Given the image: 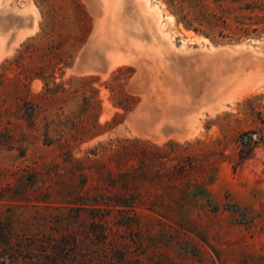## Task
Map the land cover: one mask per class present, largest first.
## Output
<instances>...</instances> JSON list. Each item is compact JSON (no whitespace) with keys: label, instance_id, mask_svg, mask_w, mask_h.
I'll return each mask as SVG.
<instances>
[{"label":"rangeland","instance_id":"rangeland-1","mask_svg":"<svg viewBox=\"0 0 264 264\" xmlns=\"http://www.w3.org/2000/svg\"><path fill=\"white\" fill-rule=\"evenodd\" d=\"M178 19L166 0H0V234L79 230L56 203L69 158L115 171L118 142L138 141L149 156L126 167L154 210L131 219L130 256L264 264V25Z\"/></svg>","mask_w":264,"mask_h":264},{"label":"trees","instance_id":"trees-1","mask_svg":"<svg viewBox=\"0 0 264 264\" xmlns=\"http://www.w3.org/2000/svg\"><path fill=\"white\" fill-rule=\"evenodd\" d=\"M166 4L173 14L179 16L178 22L185 28L191 29L196 24L209 34L228 29L234 35H245L253 27L252 32H255L264 25V3L261 0H166ZM140 144L143 143L128 141L126 145H120L118 142L115 153L111 155L115 171L105 164L99 169L85 168L82 160L69 158L68 179L63 187L69 189L70 194H58L57 201L60 202L56 203L58 210L73 211L71 218H83L80 229L69 228L40 237L26 233L14 236L12 222L3 224L0 234L2 264L6 261L9 264H67L65 261L69 260L68 264H139L130 256V243L125 234L134 227L131 219L138 215L137 209L154 210L147 205L151 199L145 198L138 190L140 184L147 181L146 178L135 175L133 166L126 167L138 153L148 158L150 149L143 147L142 151H138ZM160 151L155 148L153 154L160 157ZM126 157L129 158L122 162L121 158ZM140 163L143 165L145 162ZM159 165L163 164L158 161ZM147 167L148 164H144L143 171ZM188 168L173 166L171 170L177 172H172L173 177L177 179L185 175ZM55 175L60 178L59 174ZM77 179H81L79 184L75 181ZM193 195L201 194L193 192ZM58 217L61 218L59 214ZM113 218H119L117 223L113 222ZM67 255L69 259L64 260Z\"/></svg>","mask_w":264,"mask_h":264}]
</instances>
